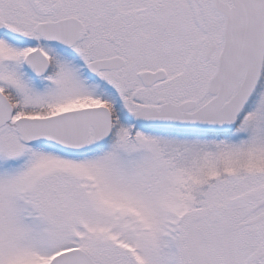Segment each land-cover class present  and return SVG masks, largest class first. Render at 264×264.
<instances>
[{"label":"snow or ice","instance_id":"snow-or-ice-1","mask_svg":"<svg viewBox=\"0 0 264 264\" xmlns=\"http://www.w3.org/2000/svg\"><path fill=\"white\" fill-rule=\"evenodd\" d=\"M0 264H264V0H0Z\"/></svg>","mask_w":264,"mask_h":264}]
</instances>
